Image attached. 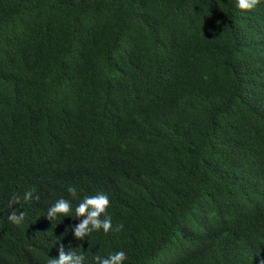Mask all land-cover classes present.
<instances>
[{
	"label": "trees",
	"instance_id": "obj_1",
	"mask_svg": "<svg viewBox=\"0 0 264 264\" xmlns=\"http://www.w3.org/2000/svg\"><path fill=\"white\" fill-rule=\"evenodd\" d=\"M101 193L113 230L76 240ZM61 245L83 264L264 261V0H0V264Z\"/></svg>",
	"mask_w": 264,
	"mask_h": 264
},
{
	"label": "clouds",
	"instance_id": "obj_2",
	"mask_svg": "<svg viewBox=\"0 0 264 264\" xmlns=\"http://www.w3.org/2000/svg\"><path fill=\"white\" fill-rule=\"evenodd\" d=\"M261 0H235L236 7L241 11H252L260 4ZM68 192L75 197L76 189L69 187ZM33 199V192L28 191L24 194V202H30ZM36 200H39V196H35ZM20 203V197L15 196L10 201L11 204ZM109 199L105 194H97L94 196H86L75 208L74 219L83 217L78 224L72 229L73 236L76 240L83 241L85 237L91 234L93 231L103 230L105 234L112 231L111 218L106 216L105 213L109 207ZM72 212V206L68 200L63 198L59 199L51 206L47 211L46 218L52 220L58 216H68ZM24 213L20 212L19 215L15 211H12L8 215V220L14 224L19 225L24 219ZM104 215V219L101 216ZM122 225H118L115 229L119 231ZM58 256L56 258H49L48 264H83L85 257L82 254H77L73 251L65 252L63 245L58 249ZM126 255L123 251L110 254L107 258L100 256L94 257V264H122L126 259ZM264 264V261H261Z\"/></svg>",
	"mask_w": 264,
	"mask_h": 264
}]
</instances>
